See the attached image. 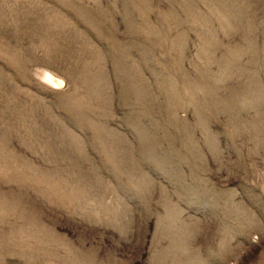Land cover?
Instances as JSON below:
<instances>
[{"label":"rangeland","instance_id":"rangeland-1","mask_svg":"<svg viewBox=\"0 0 264 264\" xmlns=\"http://www.w3.org/2000/svg\"><path fill=\"white\" fill-rule=\"evenodd\" d=\"M0 264H264V0H0Z\"/></svg>","mask_w":264,"mask_h":264}]
</instances>
